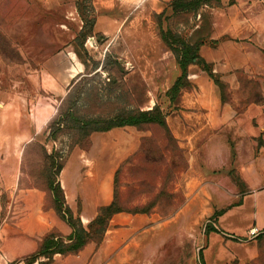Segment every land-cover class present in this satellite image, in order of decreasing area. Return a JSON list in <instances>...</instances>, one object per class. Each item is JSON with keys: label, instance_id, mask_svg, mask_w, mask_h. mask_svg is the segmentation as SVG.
<instances>
[{"label": "rangeland", "instance_id": "374dc122", "mask_svg": "<svg viewBox=\"0 0 264 264\" xmlns=\"http://www.w3.org/2000/svg\"><path fill=\"white\" fill-rule=\"evenodd\" d=\"M171 2L0 0V31L20 53L19 58L0 55V228L5 217L11 220L9 205L19 207V217L21 209L42 200L43 210L55 212L60 225L51 227L39 246L50 234L68 242L73 229L57 208L71 211L88 228L101 208L95 205L96 193L103 192L110 196V204L116 196L126 210L123 214L142 223L135 235L163 240L155 246L160 251L145 252L132 264H202L203 259L204 264H264V234L251 236L252 229L247 230L255 214L224 216L221 223L213 215L229 209L227 213L233 214L235 204L249 193L244 187L242 192L233 189L242 182L235 165L240 154L232 150L230 155L213 134L210 141L195 142L192 151L174 135L172 119L183 108L185 94L199 93L194 82L208 83L211 77L194 60L188 67L191 87L172 90L181 71L161 35L163 29L178 36L176 42L206 40L200 56L213 66L214 74L226 76V99L243 92L260 103L264 0H222L196 13L176 15ZM169 42L177 47L172 38ZM243 44L247 45L243 52L248 50L255 64L249 68L251 74L235 69ZM234 74L238 89L232 83ZM243 102L251 101L240 100L237 108L243 109ZM156 106L172 137L157 124L108 131H92L96 123L89 125L99 122L104 127L102 122L117 115ZM131 133L138 141L128 154L124 139ZM248 152L242 150L243 159ZM223 163L222 170L215 168ZM223 176L232 181L225 184L219 180ZM56 185L60 195L53 191ZM202 187L222 192H197ZM65 192H76L73 207ZM140 209L150 213H133ZM150 219L152 223L147 222ZM209 225L219 231L206 234ZM124 228L112 224L106 234H93V253L79 264H106L95 255L106 236ZM82 251L39 262L78 260ZM27 257L8 264H25Z\"/></svg>", "mask_w": 264, "mask_h": 264}, {"label": "crops", "instance_id": "0c3cea01", "mask_svg": "<svg viewBox=\"0 0 264 264\" xmlns=\"http://www.w3.org/2000/svg\"><path fill=\"white\" fill-rule=\"evenodd\" d=\"M244 45L239 48L241 50L238 61L235 62V69L251 74L249 68H252L255 64L251 61L249 51L243 52L244 47H247V45ZM220 78L223 82H228L225 75L222 76L221 74ZM194 83L198 86L199 93L185 94L182 103L183 108L176 115L174 114L175 116L172 119L174 135L182 147L192 151L195 148V142L210 141L212 140L211 134H213V139L219 140L221 148L227 150L230 155L232 150H236L240 154L235 161V165L242 182L237 185L234 184L233 189L234 192H242L241 188L244 187L245 192L249 193L235 204L234 207L237 210L235 209L233 214L227 213L231 211L229 209L219 216V222H222L224 216L231 218L237 217V213L251 212L255 214L252 215L255 222L247 230L255 229L259 233L264 232V93L257 96L258 100L261 101L260 103L243 92L236 94L238 97L240 94V98L237 99V96H234L223 102L221 92L213 79L208 83L205 80ZM232 83H234L236 89L239 88L240 82L235 74ZM240 100L251 102H243V109H239L237 108V102ZM243 105L240 103V106ZM203 109L206 111L203 112ZM229 134H232L233 138H231V135L229 137ZM137 141L138 136L133 133L124 139L128 154L137 148ZM243 149L250 150L246 159H243L241 155ZM192 161L193 159H191L193 165ZM223 166L224 163L215 168L222 170ZM219 180H223L225 184L232 181L229 176H223ZM197 192H222V190L214 187H202ZM102 193H96V206L102 207L110 204L108 193L105 195ZM65 198L70 207H73L76 192H65ZM30 209L26 211L21 209L18 217L16 214L18 215L19 207L9 205L7 214L11 213V220L7 221L5 217L3 226L0 228V264H8V262L33 254L38 250L39 241L49 229L60 225L55 212H45L43 210L42 200ZM141 221H144V219H141ZM147 222L152 223V219L147 220ZM112 224L126 225V228L118 231L115 236H106L103 240L95 256L103 259L106 264H116L117 262L113 261L114 258L121 260L123 263L132 264L136 258L145 254V252L160 251V248L155 246L163 240L135 235L144 227L138 219L120 213L113 217L110 225ZM229 229L231 231H242L246 228ZM229 229L227 230L230 231ZM212 233L217 232L209 234ZM92 247V244L86 246L80 253L78 260L73 261L72 258H68L63 262L56 261V264H79V260L84 255L93 251Z\"/></svg>", "mask_w": 264, "mask_h": 264}, {"label": "trees", "instance_id": "16d2710c", "mask_svg": "<svg viewBox=\"0 0 264 264\" xmlns=\"http://www.w3.org/2000/svg\"><path fill=\"white\" fill-rule=\"evenodd\" d=\"M221 2L222 0H172L170 6L172 8L173 14L176 15L179 13H196L204 6L219 5ZM231 4L234 5V1ZM161 35L162 38L166 41L170 50L175 54L181 71L179 77L173 85L172 90L177 92L183 87H191L192 84L190 81H188V67L193 64L194 60H196L195 64L200 66L205 72L209 74L211 79H213L215 84L218 86L222 95L223 102H226L227 99L224 95L227 88L226 83L221 80L220 76L214 74L213 66L207 63L200 56V49L206 44V40L200 39L197 42L190 44L185 42L183 39L176 42V37L178 36L173 35L171 31H165L163 29L161 30ZM171 38L173 39L177 47L169 42V39ZM178 39L180 38L178 37ZM77 42H79V40H77ZM0 55L3 58H5L6 55H8V57H20V53L16 49L15 45H13V43H11V41H9V39L3 35L2 31H0ZM94 123H96V125L94 126V129L92 131H108L117 127L140 126L142 124H157L171 135L166 120L162 116L158 106L150 111H140L138 113L127 116L117 115L112 120L102 122V124H105L104 127H101L99 122H91L89 125H92ZM59 169L62 170L63 166H60ZM53 191L57 192V194L60 195V185H56L53 188ZM57 211L59 213V216L65 219L73 229V233L68 238V242H64L63 240H56L57 238L53 234L48 235L43 243L39 246L38 250L29 255L24 260L25 264H42L43 262H39L41 259H48V261H50L52 257L57 254L68 255L82 251L88 244L93 242V234H106L113 217L117 214L124 213L126 210L121 207V205L117 201V197L115 196V199L111 204L100 208L97 218L89 224L88 228L83 226L80 219H75L71 211L67 210L66 212H63L61 206L57 208ZM225 212V210H220L215 212L213 215L217 218L223 215ZM133 213L148 214L150 212L148 209H140ZM217 231L219 230H217L213 225H209L206 228L205 233L209 234L211 232ZM261 234H264V232H261L260 235ZM102 240L103 238L100 239V242L97 243V245H100ZM202 259L203 256L200 253V261ZM201 263L204 264V259L203 262L201 261Z\"/></svg>", "mask_w": 264, "mask_h": 264}, {"label": "built area", "instance_id": "2783aa9c", "mask_svg": "<svg viewBox=\"0 0 264 264\" xmlns=\"http://www.w3.org/2000/svg\"><path fill=\"white\" fill-rule=\"evenodd\" d=\"M258 233H259V232H257L255 229H252V230L250 231V235H251V236H257Z\"/></svg>", "mask_w": 264, "mask_h": 264}]
</instances>
